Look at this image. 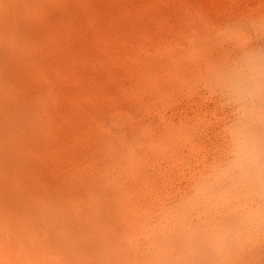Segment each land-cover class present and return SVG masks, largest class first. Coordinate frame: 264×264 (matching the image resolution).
Segmentation results:
<instances>
[{"label": "rangeland", "instance_id": "rangeland-1", "mask_svg": "<svg viewBox=\"0 0 264 264\" xmlns=\"http://www.w3.org/2000/svg\"><path fill=\"white\" fill-rule=\"evenodd\" d=\"M66 4L54 11L74 17L70 33L81 38L70 34V54L52 25H39L33 41L38 59L48 50L68 67L66 77L50 71L52 63L48 73L42 55L41 77L32 62L45 84L38 77L36 88L46 89L43 75L52 74L60 96L52 99L56 112L46 107L50 118L39 117L52 127L43 129L48 142L33 137L24 155L33 164V183L24 186L33 205L24 188L28 202L11 201L0 171L1 264H264V150L253 137L264 0ZM23 116L14 128L31 141ZM4 123L2 134L13 133ZM97 173L105 177L90 194ZM106 182L128 203L109 205Z\"/></svg>", "mask_w": 264, "mask_h": 264}, {"label": "bare ground", "instance_id": "bare-ground-1", "mask_svg": "<svg viewBox=\"0 0 264 264\" xmlns=\"http://www.w3.org/2000/svg\"><path fill=\"white\" fill-rule=\"evenodd\" d=\"M66 1L67 0H0V123H1V121L2 122H6L7 124L9 123L10 125L9 124L8 125L10 127H8V129L9 128H12L13 129V133H11L9 131L10 133L8 135L14 136V138L11 139L10 136L7 137L8 135L7 136L3 135L2 132H1V128L4 129L5 127H1L0 126V171H1V174H3L4 177H5V180L4 181H6V182H4V184L5 183L7 184V182H8L7 185L5 184L6 185L5 187H7V190L10 189L11 191L10 190L9 191L11 193L14 191L12 194L9 192L11 195L8 194L11 197L14 194V196H13L14 199H11V201L14 200V201L20 202V205L22 204V206L27 201L26 200L27 195L30 194L29 193V189L30 188L27 191L25 189V187H26L27 184L29 185L32 182V180H33L32 179L33 176L31 178L30 175H29V173H27V169L30 170L31 169L30 167L33 164H31L32 162H30L31 159H26V156H24V155H27V152H31L33 150V146H29V144H32L33 143V137H35L37 139L38 138H41L42 143H47L48 142V141H44V139H46V138H44L45 136H43V132H44V130L46 131V133L50 132V130H51L50 128H52V127H50V126L49 127H45L44 126L45 124H43L40 121L39 117H40V114H42V111L46 107H49V108L52 109V110L51 109L50 110L52 111L51 114L53 115V112H56V111H54V109H53L54 107H51L52 102H53L52 99H54V96H56V95H57L58 98L60 97L57 94V92H56L57 91L56 85H58L57 80H56V83L57 84L55 85L54 82L52 81L53 75L51 73H50L51 75L49 76V78H47L48 77L47 76L48 75L47 73L45 75H43L44 77L46 76L45 78L43 77V79L45 80L44 83H46V81L48 82V80H50L48 82V85L49 86L46 89L43 87L45 90L42 89V87L41 88H36V87H38L37 85L40 82V80L42 79L41 77H42V74L45 73V70L49 73L50 68H48V66H49L48 64H50V65H51V63L53 64V65H51V66H53V68H51L50 71L55 70L54 72H56V74H60L59 76H61V73H62V75L63 76L65 75V77H66V73L65 74H63V73L68 68L66 66V64H67L66 61H63L62 60L65 57H63L61 59V57L59 55L58 58H60V60H58V61L55 60L56 63L54 64L53 63V60H51L52 59L51 58L52 56L51 55L48 56L49 55L48 53H50V51H48V50L45 51V50L42 49L43 51H45V54H44V52H42V50H41V52H42L41 54L43 56L45 55L43 58L46 59V61L49 60L48 58H50V60H51V61H48V62L45 61V63H47V68L45 69V67H46L45 65L46 64H44L43 61H42L43 62L42 63L41 60H39L40 58H42V55H41V57H39V59L37 58V56H38L37 55V49H36V46L33 45V43H35L33 41L36 40L35 37L37 36V35L35 36V34L37 32L36 31L37 30L36 28H38V27H40L42 25L44 27L45 26L47 27V26H51L52 25L50 28L52 30L54 29V31L56 30L55 33H58V31H59V33L61 35L64 34L66 36V39H64V41H65L64 43H67V44L69 42L72 43V41H75L74 39H77V38H79V40H80L81 37L76 36L74 32L73 33H74V36L76 38H74L72 36L73 33H70V31L72 32V30L70 28V24L71 25L73 24V21L71 20V18H74V17H71L70 18V16L72 14H69L68 15V13H66V12L63 11L60 15H56L57 13L54 11L55 10L54 7L56 5L57 6H61L63 10H64V8L66 10V7H67ZM88 15L92 17V15H90V14H88ZM94 17H95V15H94ZM75 21H77V20H75ZM78 21H79V19H78ZM91 22H93V21H91ZM93 23H95V22H93ZM89 24L91 25L90 22H89ZM95 25H97V24H95ZM72 28H75V27L72 26ZM98 29H99V26H98ZM77 31H75L76 34H77ZM55 33H54V35H55ZM78 33H79V31H78ZM70 34H71V36L73 38H71ZM56 35H55V37H57ZM84 37L85 36H83L82 39ZM94 37H95V34L93 35V38ZM60 38L62 39V36ZM70 38H71L72 41H69ZM89 39H91V37ZM91 41L93 43V39ZM94 41H96V40L94 39ZM70 43H69V45L67 47L65 46V48H67V50L65 49V51H68V53L70 52L69 50H71L70 45L73 44V43L72 44H70ZM67 44H65V45H67ZM74 44H75V42H74ZM84 44H85V42H83L81 45H84ZM47 45L48 44H46V47H47ZM94 45H96V44H94ZM52 47H50L49 50ZM85 47L82 46L81 49H83V48L86 49ZM87 48L90 49L89 46ZM92 48H93V46H92ZM97 48H98V46H97ZM94 49L96 50L95 47H94ZM105 49L106 48H104V50ZM61 50L64 51L63 48H61ZM99 50H98V52H99ZM137 50H139V49H137ZM51 51L53 52V50H51ZM58 51H59V49H58ZM63 51H59V52L63 53ZM86 51H89V50L87 49ZM133 51L134 52H137L135 50H133ZM54 52H56V51H54ZM83 52H85V50H83ZM92 52L94 54V50H92ZM79 53H80V51H79ZM131 53H133V52H131ZM83 54L85 55L86 53H83ZM96 54H97V52H96ZM76 55L79 56L80 54L78 55V53H77ZM99 55H101V54H99ZM85 56H89V55H85ZM46 57H48V58H46ZM80 57H79V59H80ZM261 57L264 58V56H261ZM53 58H56V57L53 56ZM76 59H78V58H76ZM33 60H34V64L35 63L37 64V67L36 66L35 67L38 68V66H39V69H40L39 70V73H40V71L42 72V74L40 73L41 75L39 73H37V74L35 73L36 75H38V77H39V75L41 76V77H39L40 78L39 81L37 79L38 77L36 78L35 75L33 74V70H32L33 69L32 68V65H33L32 62H33ZM260 63H261L260 64L261 66H264V59L261 60ZM42 64H44V66ZM68 66L70 67L69 64H68ZM43 67L45 69L44 70V73H43V70H42ZM47 69H49V70H47ZM36 72H38V71L36 70ZM68 74H69V72H68ZM259 74L260 73H258V75ZM76 76H79V75L76 74ZM67 77H68V75H67ZM34 78H36V79H34ZM61 78H63V77H61ZM61 78H60V80H61ZM35 80L38 81V83L36 82L37 84L34 82ZM58 80H59V78H58ZM26 83H27V86L24 85ZM28 83L33 84V85H29V88H30V86L36 85L34 87L35 88L34 89L35 91L32 88H30L31 90L30 89L28 90V88H27L28 87ZM94 83H95V81H94ZM40 85L41 86H44L45 84L43 85V83L41 81L40 82ZM46 85H47V83H46ZM255 85L256 86H255L254 91H258L260 94L262 93V97L259 99V102L262 103V106L260 108V113H259V117H258L257 130H256V133H255V136L253 135V137H255L256 148L258 150H264V77H261L259 79H256ZM60 88L61 87H59V89ZM57 102H58V100H57ZM53 103H55V102H53ZM59 103H60V101H59ZM54 105H56V104H54ZM50 110H47L46 113L50 112ZM40 111H41V113H40ZM44 111H43V115L49 117L48 116L49 114L46 115L44 113ZM25 112H26V115L23 116L25 114ZM27 114L30 115V117H28L30 119H28V121L22 119L21 121L23 122V120H24V122L25 121L28 122V124H27V122H25V123L29 126V128H28V126H27V128L30 129L29 131L31 132L30 133V136L32 135V138H31L32 140L30 139L31 141H27V140H29V138H25V139H27L26 142H25L24 141L25 139H23L24 138L23 136H24L25 133H22L24 131H22L20 133L18 131V129H15L16 128L15 125L17 124L16 121H18L20 119V116H23V117L27 118ZM61 115H62V113H61ZM41 119H43V118L41 117ZM6 123H4V124H6ZM3 126H6V125H3ZM27 128H26V125H25V130ZM15 136H17V138ZM19 137H20V139H19ZM46 140H48V138ZM48 146H49V148H47ZM51 146H53V145L51 144ZM51 146L49 144V145H47V147L45 146L46 148L45 147H43V148H44V150L47 149V151H48V149H50ZM30 148H32V149H30ZM43 148H42V151L44 152ZM127 158H129V157H127ZM256 158H260V156L259 155H256ZM132 159L134 160V158H132ZM133 160H132V162H133ZM135 169H136V167H135ZM3 175H1V178L3 177ZM104 177H105V175H103L102 173H97V181H98V183H96L94 185V187H93V189H92V191H91L90 194H92V192H95V190L97 188V184H98V186L101 185L102 182H99V181H101L102 179H104ZM1 178H0V180H3ZM108 178H110V177H108ZM107 180H109V179H107ZM110 181H111V179H110ZM111 182H113V181H111ZM111 182H106L107 188L104 189L105 190L104 191L105 192V196H106V202L109 205L112 204V206L114 207V209H119L120 206L122 207V205H123L124 202L125 203H128L127 199L124 200V201L122 200V198H124V196H126V194L124 195V194L121 193L120 190H119L120 191L119 192L118 189H114L112 187L113 183H112V185H110ZM114 182H115V179H114ZM108 183H110V184H108ZM0 184H2V183H0ZM115 185H116V183L113 186L115 187ZM0 186L2 187V185H0ZM117 186L118 185H116V188H117ZM108 187L113 188L114 189V192L109 191L108 190ZM2 188H4V187H2ZM23 188L27 191V193H28L27 195L25 194L26 191ZM6 191H4V192H6ZM30 191L32 192V189ZM24 194L26 195V197L24 196ZM5 197L8 198L7 195ZM29 198L30 199L32 198L31 201L29 200ZM29 198H28L29 202L28 201L27 202L28 203L31 202L30 204L33 205V203H32V201H33V195H31V197H29ZM119 198H120V202L118 203ZM115 200H117V202H115ZM11 201H10V203H11ZM4 204H6V203H4ZM18 204H16V205H18ZM9 205L6 208H8ZM20 205H19V207H20ZM4 210H6V209H4ZM16 211L17 210H15V212ZM3 212H5V211H3ZM19 212H21V211H19ZM0 214H1V211H0ZM8 214H9V212L7 214H5V216L8 215ZM11 215L12 214L10 213L9 217ZM2 216H0V228L2 227L1 223H3V221H4V218H2ZM9 217H6V218L8 220H10L11 217L10 218ZM25 230L26 229H24V231ZM27 230H28V228H27ZM28 233H30V232H28ZM30 235H32V234H30ZM109 235L110 234H108V236ZM105 236H107V235H105ZM111 236L112 235H110V237H108V240L111 238ZM32 237H33V235H32ZM114 239H116V238H114ZM110 240L112 241V239H110ZM110 240H109V243H110ZM3 262H4V260L3 259L2 260L0 259V264L3 263Z\"/></svg>", "mask_w": 264, "mask_h": 264}]
</instances>
